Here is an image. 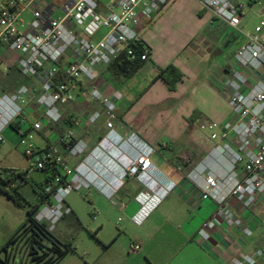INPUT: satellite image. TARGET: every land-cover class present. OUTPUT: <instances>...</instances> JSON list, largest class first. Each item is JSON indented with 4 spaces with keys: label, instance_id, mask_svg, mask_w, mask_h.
<instances>
[{
    "label": "built area",
    "instance_id": "1",
    "mask_svg": "<svg viewBox=\"0 0 264 264\" xmlns=\"http://www.w3.org/2000/svg\"><path fill=\"white\" fill-rule=\"evenodd\" d=\"M169 1L112 0L111 10L104 14L99 0H66L60 7L48 0H0V64L5 66V73L18 69L23 77L40 83L37 104L35 92L26 86L11 95L0 93V147L5 130L14 127L21 134V143L28 145L25 155L31 167L51 172L62 169L63 181L60 176L51 180L46 192L52 197L34 217L49 232L73 214L66 199L74 191L95 188L112 200L126 180L137 181L143 190L135 197L139 210L132 221L140 226L174 189L173 184L163 186L154 176L157 169L152 157L157 149L130 133L119 120L116 98L120 99V94L115 92L112 98L94 84L97 68L109 66L125 51L131 61L151 63L149 51L137 44L141 40L139 28L151 25ZM199 2L215 20L241 35L243 42L224 82L230 117L222 123L197 124L214 146L187 179L197 187L203 201L216 206L198 236L208 243L219 231L233 234L239 230L245 239H251L255 231L236 214L232 203L247 210H264V17L250 33L242 26L241 4L231 0ZM57 10L61 12L58 17ZM102 30L105 33L97 41L96 35ZM59 76L64 82H56ZM80 98L98 104L101 111L71 118L70 127L63 133H50L45 147L35 146L31 133L41 134L45 126L65 124L69 119L66 108ZM103 118L106 133L89 150L73 127H95ZM27 122L30 127L25 132ZM117 125L128 136L119 134ZM161 148L169 150L170 146L164 143ZM64 152L71 159H82L74 171L66 164ZM22 171L0 165V172L7 175ZM140 249L133 243L130 252ZM26 260V253L15 252L10 263ZM230 264H264V245L251 254L236 253Z\"/></svg>",
    "mask_w": 264,
    "mask_h": 264
},
{
    "label": "crops",
    "instance_id": "2",
    "mask_svg": "<svg viewBox=\"0 0 264 264\" xmlns=\"http://www.w3.org/2000/svg\"><path fill=\"white\" fill-rule=\"evenodd\" d=\"M48 1L60 7L66 0ZM231 1L241 4L244 8V4L247 2L251 12L254 11L256 5H260L262 11L256 15L264 17V0ZM99 2L102 13L105 14L111 10L112 0L106 3L103 0H99ZM114 11L118 12V9L114 8ZM60 15L61 12L57 10L55 16ZM220 24L224 25L228 31L233 32L225 23L214 20L211 13L204 11L199 0H170L151 25L148 27L142 25L139 28L140 39L150 50V64H144L142 69L129 80H117L107 72L106 66L97 68V79L94 84L112 98L115 92L121 96L120 99L116 98L119 120L130 133H135L148 145L157 149V153L152 157L153 164L157 169L154 173L155 178L163 186L172 184L175 186L161 205H165L163 220L154 219L155 210L140 225L143 232L137 236V239L141 249L138 253L130 252L136 256H123L118 259L107 258L103 260L102 264H230L232 256L236 253L240 256L251 254L264 245L262 241L264 210H247L236 202L232 203V207L236 214L253 228L255 236L245 239L239 230L233 234L222 230L217 232L210 242H202L198 236V230L215 211L216 206L211 201L201 199L199 190L187 179V176L205 156L201 157L195 153V158L185 163L178 159L176 152L169 154L166 149L161 148L165 141L171 145L179 143L180 138L187 133L189 128L198 127L199 122L222 123L230 117L229 93L224 82L230 75L232 65H223L221 68H217L216 72L210 73L206 62L209 47L213 39L216 38L214 34L207 31L213 30L214 26H220ZM227 38L229 39L230 36ZM169 66L176 67L183 74V79L177 84L175 91H171L168 85L158 78L159 72ZM8 73H5V66L0 64V74L9 77L13 71ZM24 79L29 80V87L35 92V104H37L40 83L35 79L25 77ZM19 88L20 86L15 91ZM81 100L83 99L80 98L72 103L73 107L69 105L70 111L67 113H71L72 118L90 113L82 114L80 104L84 103ZM93 105L101 109L98 104L93 103ZM189 120H195L192 126ZM62 126L64 127V124L61 126L50 125V127ZM69 127L67 126L66 129ZM73 129L76 137L85 141L89 150L97 145L99 140L94 142L91 138L84 136V132L88 128L74 126ZM116 130L123 137L128 136V133L119 125ZM105 133L103 125V134L99 139ZM41 136L44 143L47 144L48 134L42 133ZM81 160L71 159L68 160V164L74 166ZM142 190L143 187L137 181L128 179L116 194L119 196L122 193V215L128 223L133 222L132 218L139 210L135 197ZM98 193L105 197L101 192ZM2 202L0 199V203ZM73 215L74 213L62 221ZM158 234L168 237V249L173 248V255H171L173 252L170 254L169 250L167 253L164 252L165 256L155 257L153 255L151 251L154 245L153 240ZM176 235H179V240L176 239ZM54 236L61 241L55 234ZM6 243L5 240L1 242L0 246L3 248ZM104 245L105 250L113 246V244L106 243ZM141 251L142 254L139 255ZM178 251L179 254H177ZM66 258L67 256L64 259Z\"/></svg>",
    "mask_w": 264,
    "mask_h": 264
},
{
    "label": "rangeland",
    "instance_id": "3",
    "mask_svg": "<svg viewBox=\"0 0 264 264\" xmlns=\"http://www.w3.org/2000/svg\"><path fill=\"white\" fill-rule=\"evenodd\" d=\"M103 1L106 3L111 0ZM244 6L243 26L246 32L252 33L255 27L263 20L262 17L256 15V13L262 11V7L256 5L254 11L251 12L247 2ZM207 32H211L216 37L209 47L208 58L206 60L209 72L214 73L218 70L217 68H221L223 65L233 66L234 54L241 45L243 37L228 31L222 24H220V26H214L213 30H208ZM104 33L105 31H100L96 35V40H100ZM229 36L230 38L228 39L227 37ZM0 83H2L3 86H8L10 84L6 83L4 76L1 74ZM2 85L0 86V93H3L1 90ZM29 85V80L25 79L23 85H20V87L26 86L32 90ZM6 94L11 95L12 93L6 92ZM81 101L84 103L80 104L83 111L82 114L101 111L99 107L94 106L92 103H89V101L85 99ZM70 106L66 109L67 112L70 111ZM103 125L104 118L97 126L88 128L84 132V136L91 138L94 142L100 140L99 138L103 134ZM29 127L30 124L27 122L23 127V131L26 132ZM65 130L66 127L63 126H45L44 133L49 135L50 133H63ZM31 134L33 137L32 142L35 146L46 145V142L44 143L42 139V133L32 132ZM3 136L4 142L0 147V165L12 169L29 171L27 174V183L22 186V183L20 181L18 182L20 186L19 190L31 204H36L39 196L47 191L49 187L47 181L53 177V173L51 171H39L31 167L25 155L28 145H23L21 143V134L17 133L13 127H10ZM163 143L170 146L169 150L166 149L169 154L176 152L178 159L183 162L185 160L192 161L195 158V153H198L201 157L203 155L207 156L214 146L213 142L208 138V134L200 131L196 126L190 127L187 133L180 138L179 143H174V145H171L168 141ZM64 159L72 171L82 162L81 160L76 165L70 166L68 160L71 159L65 153ZM60 171L62 173V169ZM97 191L98 190L95 188L74 191L67 197L66 202L73 210L74 215L60 222L54 234L63 244H72L75 252L69 254L60 264H102L103 260L107 258L118 259L123 256H136L130 254V247L133 243H139L137 236H140L143 230L133 222L128 223L122 215V193L114 197V199L109 200ZM0 199L3 201L0 203L1 244V242L5 240L7 242L10 241L18 232L21 224L26 222L29 207L16 206L13 201L2 193H0ZM163 201L156 209L154 219L160 218L163 220L162 217L164 216L165 209V205L161 206ZM176 236V239L179 240V235ZM168 240L166 235L161 234H158L154 238V245L151 251L155 257H159L160 255L165 256L168 250L170 254L174 251L173 248L168 249ZM105 243L113 244V246L105 250ZM1 249L2 246H0V251ZM140 254H142V251L139 255ZM173 254L174 252L171 255ZM177 254H179V251ZM0 259H5V253L1 254ZM0 264H3L2 261H0Z\"/></svg>",
    "mask_w": 264,
    "mask_h": 264
},
{
    "label": "trees",
    "instance_id": "4",
    "mask_svg": "<svg viewBox=\"0 0 264 264\" xmlns=\"http://www.w3.org/2000/svg\"><path fill=\"white\" fill-rule=\"evenodd\" d=\"M137 44L141 49L149 51L150 54L149 48L142 40L138 41ZM131 47L135 49L138 48L135 44H132ZM143 65L144 63L140 61V59L131 61L125 51L109 66H107V72L112 74L117 80H129L142 69ZM11 71H13L12 75L4 77L6 83L10 84L8 86H3L2 83H0V86L2 85V92L12 93L20 85H23V81L25 80L24 77L21 76L17 69H13ZM158 78L163 80L171 91H175L177 84L183 79V74L176 67L169 66L159 72ZM64 80V77L59 76L56 82L60 83L64 82ZM68 118L69 119L66 120L64 127L71 125V113H68ZM194 122L195 120H189L191 126ZM28 172L29 171H22L17 174L12 173L11 175L0 172V193L6 195L18 207H29L26 222L21 225L18 232L0 251L1 256L2 253L6 254L8 250L14 246L16 247V252L26 253V262L13 261L10 263L11 257L7 254L5 255V259H0V261H2L3 264H59L66 256L74 253L75 249L72 244H63L54 236L53 233L48 231L45 224H40L35 220V214L46 202L50 201L52 193L43 192V194H41L37 199L38 202L36 204H31L20 192V186L18 185L19 181L22 183V186L27 183ZM52 173L53 177L48 179V184L56 176H60L61 181H63L64 177H61V173L57 168H55ZM55 190L56 186L53 188V192Z\"/></svg>",
    "mask_w": 264,
    "mask_h": 264
},
{
    "label": "flooded vegetation",
    "instance_id": "5",
    "mask_svg": "<svg viewBox=\"0 0 264 264\" xmlns=\"http://www.w3.org/2000/svg\"><path fill=\"white\" fill-rule=\"evenodd\" d=\"M16 252V247H14V246H12L9 250H8V252L6 253L8 256H13V254ZM5 254V255H6Z\"/></svg>",
    "mask_w": 264,
    "mask_h": 264
}]
</instances>
